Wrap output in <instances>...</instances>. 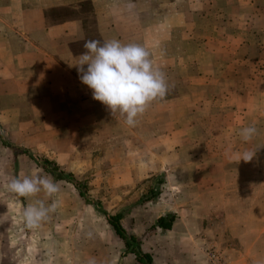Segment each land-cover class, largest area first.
Here are the masks:
<instances>
[{
  "label": "rangeland",
  "instance_id": "rangeland-1",
  "mask_svg": "<svg viewBox=\"0 0 264 264\" xmlns=\"http://www.w3.org/2000/svg\"><path fill=\"white\" fill-rule=\"evenodd\" d=\"M32 83L10 82L7 70L0 73V264H88L89 260L139 264L131 251L138 245L125 246L107 222L108 215L117 213L126 234L138 237L140 249L143 244L156 257L169 253L186 257L200 251L202 239L209 236L204 232L208 224L213 227L211 234H221L231 247L224 220L238 224L239 216L204 215V206L219 202L217 193H224L222 200L227 202L231 193L241 189L233 168L224 165L247 153L233 150L237 143H246L240 135L242 128L264 125L263 115L258 116L264 98L247 97L254 82H209L207 95L197 85L191 90L193 101L173 99L176 128L161 134L154 119L140 118L120 135L98 134L93 127L90 132H96L92 134H59V118L41 117L47 104ZM178 91L169 86L164 100L183 96ZM43 158L72 173L82 196L72 180L55 179L45 169ZM37 171L60 185L53 198L60 206L33 229L27 227L23 210L37 199L46 205L52 199L43 192L19 197L7 184ZM258 178L253 185L264 193V178ZM169 214L175 215L169 229L150 228L158 217ZM209 246L222 249L232 262L225 244L211 239L202 248L206 261Z\"/></svg>",
  "mask_w": 264,
  "mask_h": 264
},
{
  "label": "crops",
  "instance_id": "crops-1",
  "mask_svg": "<svg viewBox=\"0 0 264 264\" xmlns=\"http://www.w3.org/2000/svg\"><path fill=\"white\" fill-rule=\"evenodd\" d=\"M114 39L148 49L169 86L183 95L154 101L139 117L154 119L161 134L176 128L173 99L193 101L197 85L207 95L209 82H254L247 97L264 98V0H0V73L7 70L10 82L36 84L47 104L41 117L59 118V134L120 135L131 129L125 117L112 115L93 98L75 66L86 40ZM261 115L264 119V108ZM255 127L257 135L233 149L255 151L253 158L239 163L233 158L224 165L233 168L241 189L227 202L224 193H217L219 202L204 206V215L239 216L238 224L224 220L230 249L208 224L200 251L186 257L152 253L155 264H207L202 248L210 239L225 244L234 264H264V193L253 185L257 175L264 178V125Z\"/></svg>",
  "mask_w": 264,
  "mask_h": 264
},
{
  "label": "clouds",
  "instance_id": "clouds-1",
  "mask_svg": "<svg viewBox=\"0 0 264 264\" xmlns=\"http://www.w3.org/2000/svg\"><path fill=\"white\" fill-rule=\"evenodd\" d=\"M83 47L86 51L75 64L81 74L80 80L92 90L93 98L105 105L112 115L119 113L125 117L128 126H136L148 107L168 94L166 75L144 46L123 44L114 39L102 44L97 40H86ZM240 135L244 141H250L257 135V128L254 124L242 128ZM254 155L255 151L240 154L233 162H248ZM7 189L19 197L32 198L43 192L46 198L52 199L48 205L37 199L23 210L22 217L29 228L40 227L60 206L59 200L53 199L60 192V185L39 171L12 178ZM88 264H95V261L89 260Z\"/></svg>",
  "mask_w": 264,
  "mask_h": 264
},
{
  "label": "trees",
  "instance_id": "trees-1",
  "mask_svg": "<svg viewBox=\"0 0 264 264\" xmlns=\"http://www.w3.org/2000/svg\"><path fill=\"white\" fill-rule=\"evenodd\" d=\"M15 153L17 150H14ZM19 153H22L19 150ZM43 165L45 169H48L47 171L55 177V179H65V180H72L74 182L75 187L78 189L79 194L82 196V191H81V186L79 182L73 180V174L70 172H64L63 170L60 169V167L52 160L48 158H43ZM175 218L174 214H169L167 216H160L156 219L155 223L150 227L152 230L155 227H159L161 229H169L171 227V224ZM120 219H121V214L117 213L113 216H107V222L111 225L115 233L124 241L125 246H129L131 242L135 243L138 245V247L134 250H131L134 255L136 260L140 264H155L153 262V259L148 252H144L140 249L139 244L140 240L138 237L135 235H127L124 228L120 224Z\"/></svg>",
  "mask_w": 264,
  "mask_h": 264
},
{
  "label": "built area",
  "instance_id": "built-area-1",
  "mask_svg": "<svg viewBox=\"0 0 264 264\" xmlns=\"http://www.w3.org/2000/svg\"><path fill=\"white\" fill-rule=\"evenodd\" d=\"M207 264H234L229 261L228 255L220 248L209 246L206 249Z\"/></svg>",
  "mask_w": 264,
  "mask_h": 264
}]
</instances>
